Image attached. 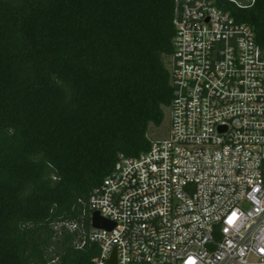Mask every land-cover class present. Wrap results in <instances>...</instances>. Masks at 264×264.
Masks as SVG:
<instances>
[{
    "label": "trees",
    "instance_id": "trees-1",
    "mask_svg": "<svg viewBox=\"0 0 264 264\" xmlns=\"http://www.w3.org/2000/svg\"><path fill=\"white\" fill-rule=\"evenodd\" d=\"M264 53V0H219ZM226 2V3H225ZM175 0H0V264H93L92 192L172 101Z\"/></svg>",
    "mask_w": 264,
    "mask_h": 264
},
{
    "label": "built area",
    "instance_id": "built-area-1",
    "mask_svg": "<svg viewBox=\"0 0 264 264\" xmlns=\"http://www.w3.org/2000/svg\"><path fill=\"white\" fill-rule=\"evenodd\" d=\"M175 7L168 136L119 157L92 192L89 231L63 226L97 247L93 264L114 252L117 264H264L263 50L219 0ZM94 213L114 229L94 228Z\"/></svg>",
    "mask_w": 264,
    "mask_h": 264
},
{
    "label": "water",
    "instance_id": "water-1",
    "mask_svg": "<svg viewBox=\"0 0 264 264\" xmlns=\"http://www.w3.org/2000/svg\"><path fill=\"white\" fill-rule=\"evenodd\" d=\"M92 226L97 229H105L111 231L114 229L115 224L102 218L99 213H94L92 217ZM109 264H117L116 252L113 253Z\"/></svg>",
    "mask_w": 264,
    "mask_h": 264
},
{
    "label": "rangeland",
    "instance_id": "rangeland-1",
    "mask_svg": "<svg viewBox=\"0 0 264 264\" xmlns=\"http://www.w3.org/2000/svg\"><path fill=\"white\" fill-rule=\"evenodd\" d=\"M239 2L246 5L250 2V0H239ZM166 113H167V119H166L165 124L161 128H154V127L151 128L150 135L152 137H159V138L164 137L165 129L167 130L170 124V111L166 110Z\"/></svg>",
    "mask_w": 264,
    "mask_h": 264
}]
</instances>
